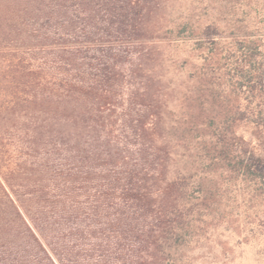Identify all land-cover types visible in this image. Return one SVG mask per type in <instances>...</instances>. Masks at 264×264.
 <instances>
[{
  "label": "trees",
  "instance_id": "1",
  "mask_svg": "<svg viewBox=\"0 0 264 264\" xmlns=\"http://www.w3.org/2000/svg\"><path fill=\"white\" fill-rule=\"evenodd\" d=\"M65 4L104 29L81 32L83 53L56 58L77 74L50 83L16 43L22 21ZM148 6L0 0V264H201L232 186L261 199L264 216L260 9L254 23L197 27L179 86L185 66L166 68ZM44 19L48 30L57 18ZM77 25L57 26L72 37ZM20 123L28 157L13 163L1 137Z\"/></svg>",
  "mask_w": 264,
  "mask_h": 264
},
{
  "label": "rangeland",
  "instance_id": "2",
  "mask_svg": "<svg viewBox=\"0 0 264 264\" xmlns=\"http://www.w3.org/2000/svg\"><path fill=\"white\" fill-rule=\"evenodd\" d=\"M147 1L151 3V6L148 7H151L152 12L145 16L144 21H150V24L155 26L156 31L152 37L156 42L157 40L160 41L159 43L162 41L160 53L166 60V68L170 72L175 68L171 64H178L182 67L190 53L196 54L195 49L198 48L196 35L199 31L197 27L214 19H221L223 26L229 23L243 25L254 23L257 19H255V12L251 8L258 7L261 15V31H264V0ZM65 5L70 7V10L57 13L58 7L53 5L48 14L41 15L43 18H40L39 21L31 17L22 21V37L16 43V48L27 58H37L32 69L40 73L50 83H57L65 78L61 73L63 71H66L70 76L77 74L74 68L66 67L62 62L57 61V56L59 54L69 56L83 53L82 51L85 49L81 44H78L82 41L81 32L84 31L87 33L86 35L94 36L96 27L104 29L102 22L96 27L85 25L90 12L82 11L80 7L73 6V4ZM93 9L92 15H96L100 19L105 16L98 6H94ZM45 16L57 18L55 21H50L48 30L41 26L47 22L44 19ZM71 21L78 22L72 37L69 34H64V31L57 26ZM147 35L151 36L152 33L149 32ZM64 39L70 41L66 46L62 44ZM73 41L78 43L73 44ZM49 43L53 44L48 45ZM90 55H93V51L90 52ZM195 58L193 61H196ZM186 65H183L185 67L178 73L179 75L174 76L176 85L180 86L181 81L185 79ZM87 70L84 68L83 71ZM123 89L120 92H123ZM24 127L25 125L20 123L1 137L9 162L15 163L28 157L23 156L27 145L24 140L26 136L23 131ZM41 159L43 157L39 156L38 161ZM52 161L56 165L60 163L57 158ZM230 191L228 197L223 198L218 216L214 220L215 226L210 231L212 237L207 244V253H204V263L201 264H264V216L261 199H252L248 195L245 185L232 186Z\"/></svg>",
  "mask_w": 264,
  "mask_h": 264
}]
</instances>
